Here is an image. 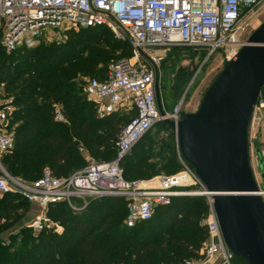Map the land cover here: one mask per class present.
<instances>
[{"label":"trees","instance_id":"1","mask_svg":"<svg viewBox=\"0 0 264 264\" xmlns=\"http://www.w3.org/2000/svg\"><path fill=\"white\" fill-rule=\"evenodd\" d=\"M110 33L106 27L70 29L62 41L10 53L0 48V87L15 106L17 123L14 148L0 159L11 175L33 180L47 165L53 175L68 176L86 165L79 147L101 158L98 161L115 157L118 135L134 112L99 117L96 105L86 99L85 86L76 82L78 75L88 74L103 80L108 70L100 74L110 58L131 54L128 42ZM261 99L264 102V87L257 102ZM55 103L62 104L67 122L55 120ZM151 132L121 160L124 178L148 179L159 168L169 176L179 168L175 136L166 141L169 158L159 165L147 161L153 146L147 140ZM74 206L63 201L46 211L60 223L62 232L23 230L6 243L1 238L4 227L19 211L26 212L30 203L16 193L0 196V264H183L201 258L199 250L208 233L203 221L209 214L203 196L172 197L168 204L155 208L150 220L133 226L125 223L122 197L93 199L85 209L74 200ZM157 211L160 216L155 218Z\"/></svg>","mask_w":264,"mask_h":264},{"label":"built area","instance_id":"2","mask_svg":"<svg viewBox=\"0 0 264 264\" xmlns=\"http://www.w3.org/2000/svg\"><path fill=\"white\" fill-rule=\"evenodd\" d=\"M262 4L264 0H0V48L6 53L60 41L65 31L87 27H106L127 41L133 56L112 61L103 80L89 78L85 93L100 116L116 111L134 112L118 135L113 159L91 160L68 176L57 177L46 168L40 177L25 180L7 172L0 160V196L19 194L38 209L34 220L26 224L35 233L44 228L49 205L58 202L64 201L75 209L74 200L85 205L106 196L122 197L127 209L125 223L133 226L150 220L155 208L168 204L172 197L205 196L209 214L203 222L208 233L199 250L201 258L187 259L183 264H235L222 238L211 194L179 152L182 172L148 179L124 178L120 159L157 123H177L185 105L186 91L178 96L172 110L162 104L163 113L160 112L154 84L162 57L154 53L162 51L165 55L169 50L185 47L196 52L197 57L202 52V62L217 51L235 54L246 43L240 37L246 26L245 16ZM262 108V103L256 105L253 117ZM11 111L12 104L0 96V159L15 144L6 122ZM261 118L264 145V113ZM249 145L251 166L259 160L264 173V147L256 155V142ZM255 179L258 194L264 200V188L256 176Z\"/></svg>","mask_w":264,"mask_h":264},{"label":"water","instance_id":"3","mask_svg":"<svg viewBox=\"0 0 264 264\" xmlns=\"http://www.w3.org/2000/svg\"><path fill=\"white\" fill-rule=\"evenodd\" d=\"M184 55L193 59L196 52L169 50L160 62ZM193 78L180 73L172 77L166 92L168 110ZM263 87L264 21L224 63L197 110L181 111L177 123L165 120L175 132L180 156L211 194L228 251L247 264H264V200L258 194L249 145V128ZM155 95L163 113L157 68Z\"/></svg>","mask_w":264,"mask_h":264},{"label":"rangeland","instance_id":"4","mask_svg":"<svg viewBox=\"0 0 264 264\" xmlns=\"http://www.w3.org/2000/svg\"><path fill=\"white\" fill-rule=\"evenodd\" d=\"M264 21V4H262L260 7H258L257 9H255L254 11L250 12L249 14H247L244 18L243 23L246 24L245 26V30L242 31L240 33V37L243 40H247L248 37L251 35V33L254 31V29H256L262 22ZM111 33V37L114 39H118L121 41H124L122 39H119L118 37H116V35L110 31ZM65 39V37H64ZM62 39V40H64ZM60 40V41H62ZM52 42H57V41H52ZM50 43V42H48ZM130 47V46H129ZM131 49V47H130ZM179 48H174V51H178ZM145 52L150 53L151 50H145ZM155 55L164 57V53L162 51H157L154 53ZM133 56V52L131 50V54L128 55H123L122 57L125 58H131ZM234 56L233 51H229L227 50L226 52H214L212 54V56L206 61V65L202 71V73H200L198 76H196L191 85L189 86V88L187 89V93H186V97H185V105L183 107V109L187 110V112H194L197 110L200 101L206 91V89L209 87V85L211 84L212 80L214 79V77L216 76V74L223 68L224 63L229 60L230 58H232ZM203 57V53L201 52L198 60H201ZM118 57H112L110 58L108 65H104L102 68V71L100 75H103L106 73V71L108 70L109 64L114 61L115 59H117ZM174 58V57H173ZM171 59V58H170ZM169 60V59H168ZM166 61V63H170V61ZM92 77H98L95 74H88V75H78L77 76V81L83 85V87L85 86L87 80L89 78ZM185 88L181 91L184 92ZM82 92L84 93L83 89ZM181 93L179 94V96L181 95ZM0 96L3 99V101L12 104L10 97H7L6 95L3 94V89L2 87H0ZM85 94V93H84ZM86 96V95H85ZM86 99L88 100L87 96ZM161 100H162V104L167 107V99L166 96H161ZM89 101V100H88ZM259 103L263 104V108L261 109V112H259L258 110L256 111L255 116L253 117L252 121H251V126L249 128V144L251 142H256V145L254 146V151L255 154L258 155L260 154V149H262L264 147L263 145V121L261 118V113H264V102L261 99L259 102H257V106ZM62 104L60 103H55L54 104V116H55V120L60 121V122H67L64 114H63V108H62ZM14 110H15V106L12 104V111L10 114H8L6 122H7V129H9L10 131H13L14 128L16 127L17 123L15 122L14 119ZM99 117H103L98 115ZM175 136V132L174 130L164 121L157 123L154 127L153 130L150 134V136H148V141L152 142V151L150 153H148V162H153L157 165L161 164L164 160H166L167 158H169V156L171 155L170 149L167 147L166 145V141L168 138L174 137ZM80 152L82 154V156L85 158V163L87 164L89 161L91 160H100L101 158H94L93 156H91L90 154H88L86 152V150L83 147H79ZM175 155L177 157V160L175 162H177L179 168L176 167L177 171L174 174L180 173L183 171V168L181 167L180 162L178 160V150L177 147H175L174 149ZM1 160L2 157H1ZM175 162H173V164H176ZM45 168H49L47 165L43 166V169ZM253 171L255 172V176L257 177V179L260 182V186H262L264 188V173H263V164L257 160V162H255L252 165ZM42 169V170H43ZM42 170L39 171V173L42 172ZM38 175V174H37ZM37 175H35L34 177H36ZM167 176V172L164 168H159L158 171L152 175L153 176ZM33 177V178H34ZM138 179V178H137ZM188 189V188H185ZM186 196H197V195H186ZM207 202V198L205 196H203ZM37 208L33 207L32 205H30V207L28 208V210L26 212H18L17 215L15 217H13L4 227L2 233H1V238L4 242H9V238L10 236H17L19 234H21V232L23 230H28L27 233L32 232V229L30 230L29 228L26 227V224L29 223L30 221L34 220L35 215L37 214ZM160 216L159 212L157 211L155 213V218H158ZM46 222L44 225V228H50L52 229L54 232L60 233L62 232L63 227L60 225V223L57 220L52 219L51 217H49V215L46 214ZM187 259V258H186ZM233 262L235 264H246V262L240 258V257H233Z\"/></svg>","mask_w":264,"mask_h":264},{"label":"flooded vegetation","instance_id":"5","mask_svg":"<svg viewBox=\"0 0 264 264\" xmlns=\"http://www.w3.org/2000/svg\"><path fill=\"white\" fill-rule=\"evenodd\" d=\"M178 51H189V50L188 48L183 47V48H179ZM168 61H170V63H166V61L160 62L157 66L158 88H159V92L161 96L162 95L166 96V92L168 91V88H171L173 76L178 75L180 73L183 77L187 75H191V76H194L195 78L200 73H202L207 63L206 61L202 62V60H198L197 56H195L192 59L185 55L171 58ZM155 79H156V76H155ZM189 86L184 91H187Z\"/></svg>","mask_w":264,"mask_h":264},{"label":"crops","instance_id":"6","mask_svg":"<svg viewBox=\"0 0 264 264\" xmlns=\"http://www.w3.org/2000/svg\"><path fill=\"white\" fill-rule=\"evenodd\" d=\"M184 111H187V110H185V109H183Z\"/></svg>","mask_w":264,"mask_h":264}]
</instances>
